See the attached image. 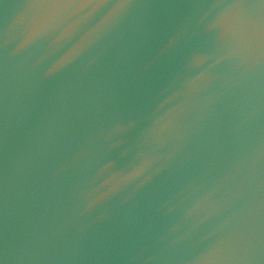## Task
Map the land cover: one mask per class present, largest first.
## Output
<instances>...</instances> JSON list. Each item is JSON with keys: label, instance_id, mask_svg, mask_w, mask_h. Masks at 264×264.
Here are the masks:
<instances>
[{"label": "water", "instance_id": "water-1", "mask_svg": "<svg viewBox=\"0 0 264 264\" xmlns=\"http://www.w3.org/2000/svg\"><path fill=\"white\" fill-rule=\"evenodd\" d=\"M0 264H264V0H0Z\"/></svg>", "mask_w": 264, "mask_h": 264}]
</instances>
